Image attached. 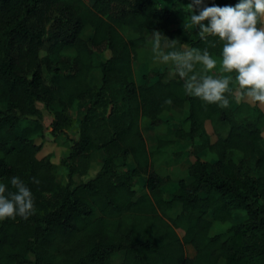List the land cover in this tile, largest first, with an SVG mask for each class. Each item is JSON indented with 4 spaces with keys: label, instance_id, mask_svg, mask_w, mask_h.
<instances>
[{
    "label": "trees",
    "instance_id": "1",
    "mask_svg": "<svg viewBox=\"0 0 264 264\" xmlns=\"http://www.w3.org/2000/svg\"><path fill=\"white\" fill-rule=\"evenodd\" d=\"M163 1L0 0V184L15 192L10 181L18 177L34 203L26 220H0V264H112L115 256L113 264H264V115L243 103L232 108L230 85L226 108L188 95L174 65L132 81L145 33L161 34L164 54L207 49L221 59L222 42L202 40L176 10L189 16L192 0L168 8ZM238 2L205 0L193 11ZM93 69L97 87L87 83ZM35 103L51 116L49 135L70 143L59 163L64 183L49 156L36 158L43 126ZM74 104L83 108L76 125L67 114ZM184 107L183 124L155 136L149 150L141 120L158 130L164 114ZM185 140L193 160L165 197L170 178L154 171L153 157ZM94 154L99 168L75 183ZM213 222L229 224L225 234H211Z\"/></svg>",
    "mask_w": 264,
    "mask_h": 264
},
{
    "label": "clouds",
    "instance_id": "2",
    "mask_svg": "<svg viewBox=\"0 0 264 264\" xmlns=\"http://www.w3.org/2000/svg\"><path fill=\"white\" fill-rule=\"evenodd\" d=\"M204 0H192L188 5L191 10L186 20L198 26L199 37H217L222 42L219 66L221 73L229 75L214 76L208 72L217 67L207 49H190L183 53L171 51L161 53L160 60L164 63L172 62L174 71L184 79V88L188 95L200 98L207 104H218L222 108L229 105L225 93L229 92V85L233 82L235 73L237 98L248 99L264 105V0H239L233 6L202 7L199 14H194V7L203 5ZM207 21V24H205ZM155 33V47H160L161 34ZM176 41H171L174 47ZM202 65V72L195 71V65ZM171 104L169 98L165 101ZM11 185L15 192L7 193L6 186L0 184V220L17 216L28 219L34 212L31 191L18 178H11ZM38 183L39 181L34 180Z\"/></svg>",
    "mask_w": 264,
    "mask_h": 264
},
{
    "label": "rangeland",
    "instance_id": "3",
    "mask_svg": "<svg viewBox=\"0 0 264 264\" xmlns=\"http://www.w3.org/2000/svg\"><path fill=\"white\" fill-rule=\"evenodd\" d=\"M172 3H173L172 0H164L161 3V5L165 8H168ZM176 10L180 13L182 18L184 17V22H186V25H188V20H186V18L188 17V13L186 12L187 9L182 10L179 7H177ZM262 26H264V22H261L260 27ZM88 35H89V31L86 30L83 36L84 38H87ZM144 38L146 41V47L145 49L138 50L136 59L134 60L132 64V81L136 85L142 83V77L144 75H150L152 72H155L157 70H163L166 67H170L174 65L172 62L164 63L159 58L160 54L164 53V47H165V42L162 36L160 38V47L158 49L155 47V33H145ZM64 54L67 56H73V52L71 49H66L64 51ZM105 56H107V53L105 54ZM208 74L214 75V76L229 75L228 73H221L219 61H218L217 67L213 70H210ZM231 75L233 77V82L230 83V86L234 87V101H232L230 106L233 108L238 103H243L247 106L257 108L264 115V105H261L259 102L253 103L246 98L245 99L237 98V87L238 86L234 82L235 73H232ZM87 83H89V85L92 87L99 86L100 75L97 69H93L91 73L88 75ZM35 104H36V108L41 113V124L43 126V133H42L43 136L41 138H37L34 140L35 145H40V151L39 153H37L36 158L40 159L44 156H49L50 162L54 164L57 168L56 169L57 181L64 183L66 169L60 167L59 163L65 157L70 143H68V140L64 137H61V136L51 137L49 135V132H50L49 124L51 121V116L47 111L43 109L40 103H35ZM82 113H83L82 106H78L77 104L72 105L67 111V114L69 115V117L74 120V125H76ZM185 116H186V107H184L183 109L172 108L168 113L162 116L163 121H166L167 125L162 126L158 130H152L149 127L148 122L146 120H141L140 130H141L144 141H146V145L152 149V146L154 145L153 142L155 141L153 138L157 135L164 136L165 129L167 127L172 128V129H176L180 127L184 122ZM204 130L206 134L209 136V141L213 142L215 140V136L207 122L204 123ZM223 130L224 128L221 130L222 136L225 134V130L224 131ZM260 134H261L262 140L264 141V123L262 125ZM189 147L190 146L186 143L175 141V145L170 147L163 156L157 157V158L153 157L154 171L157 172L161 176H168L170 178L169 183L164 187V190H163L165 197H168V194L174 189L176 180L183 179L186 176V173H185L186 166L193 160V158L191 157V154L189 153V150H190ZM150 148L149 150H151ZM98 155L99 154H96V155L94 154V158L90 162L88 172L85 176L79 177V178L78 177L73 178L75 183L85 181L94 175L95 171H97V169L99 168V165L101 162L100 156ZM205 159L210 160L209 156H207L206 154H205L204 160ZM133 189L137 194L141 192V181L140 180H135ZM173 210L175 211L176 208ZM238 213L243 214V217H244V213L242 212H238ZM241 218H242V215H238L233 218V222H237ZM207 219L210 220L209 215H207ZM228 226L229 224L224 225V224H219L217 222H213L211 229H210V233L211 234L212 233L221 234V235L225 234L226 232L225 230L227 229ZM117 260H118L117 256L113 257L112 264L116 262Z\"/></svg>",
    "mask_w": 264,
    "mask_h": 264
},
{
    "label": "crops",
    "instance_id": "4",
    "mask_svg": "<svg viewBox=\"0 0 264 264\" xmlns=\"http://www.w3.org/2000/svg\"><path fill=\"white\" fill-rule=\"evenodd\" d=\"M138 85H139V84H138ZM183 143H186V144H188V145L190 144V143L187 142V141H183ZM174 145H175V143L172 144V146H174ZM146 146H147V145H146ZM172 146H171V147H172ZM189 146H190V145H189ZM147 147H148V146H147ZM148 148H149V147H148ZM168 149H169V148H168ZM168 149H167V150H168ZM167 150H166V151H167ZM166 151H165V152H166ZM191 157H192V156H191ZM209 158H210V162L213 161V158H212L211 156H210ZM190 163H191V162H190ZM236 214H237V213H236ZM238 214H239V213H238ZM236 216H237V215H236Z\"/></svg>",
    "mask_w": 264,
    "mask_h": 264
}]
</instances>
